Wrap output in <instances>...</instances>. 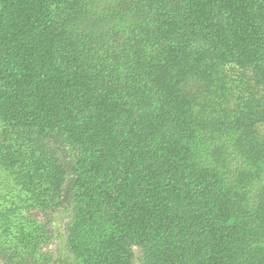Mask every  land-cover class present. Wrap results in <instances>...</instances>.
<instances>
[{
	"label": "trees",
	"instance_id": "obj_1",
	"mask_svg": "<svg viewBox=\"0 0 264 264\" xmlns=\"http://www.w3.org/2000/svg\"><path fill=\"white\" fill-rule=\"evenodd\" d=\"M0 264H264V0H0Z\"/></svg>",
	"mask_w": 264,
	"mask_h": 264
},
{
	"label": "rangeland",
	"instance_id": "obj_2",
	"mask_svg": "<svg viewBox=\"0 0 264 264\" xmlns=\"http://www.w3.org/2000/svg\"><path fill=\"white\" fill-rule=\"evenodd\" d=\"M66 221H67V219H65L64 217H61V218H59L58 220H57V230L59 231V232H57L58 234H60V233H62V231H63V226L65 225V223H66ZM59 245H60V240H57L56 242H55V246H54V250L55 251H58V249H59Z\"/></svg>",
	"mask_w": 264,
	"mask_h": 264
}]
</instances>
